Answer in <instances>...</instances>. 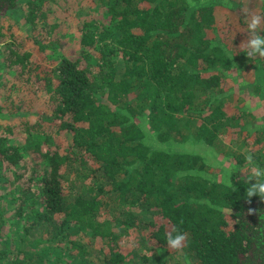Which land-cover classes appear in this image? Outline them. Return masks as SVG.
<instances>
[{"label": "trees", "instance_id": "16d2710c", "mask_svg": "<svg viewBox=\"0 0 264 264\" xmlns=\"http://www.w3.org/2000/svg\"><path fill=\"white\" fill-rule=\"evenodd\" d=\"M52 3L0 0V244L8 247L0 264H30L29 250L45 245L33 234L42 227L53 229L47 242L61 240L62 252L82 264H94L89 248L102 264H139L144 247L184 251L192 264H264V198L248 197L252 174L211 180L201 156L162 147L215 149L240 137L244 111L211 96L231 91L227 73L238 58L245 79L264 71V58L246 56V19L264 15V0H89L77 7L86 15L72 58L60 50ZM17 15L29 48L2 27ZM70 172L88 190L72 201ZM9 224L13 235L2 233ZM176 230L185 235L178 250L166 241Z\"/></svg>", "mask_w": 264, "mask_h": 264}, {"label": "rangeland", "instance_id": "374dc122", "mask_svg": "<svg viewBox=\"0 0 264 264\" xmlns=\"http://www.w3.org/2000/svg\"><path fill=\"white\" fill-rule=\"evenodd\" d=\"M88 3L89 0H76V2L75 0H57V3H52V5L55 6L54 12H56L57 15L59 14L61 17V23H59V27L54 33L58 34L56 36L59 38L62 44V46H60V50L65 56L71 58L78 56L79 47L77 43L79 35L77 34L76 30L77 20L85 17L86 14L78 11L77 7H86ZM208 3L210 2H204V5ZM197 6L198 3L191 2L189 10L195 11ZM46 7L49 6L46 5ZM17 18H19L18 15L14 16L13 19L5 17L2 20V27L6 33L7 38L15 35V41L17 43L22 42L23 47L29 48V46H31L32 44L27 40L29 38L27 37L28 31L26 29L25 21L22 20L20 24L17 25L13 21ZM217 18L219 19L221 18V16L218 15ZM38 30V32H40L41 26L38 27ZM218 40L219 38L217 37L214 41ZM3 48V44H1L0 62L3 59ZM35 58L39 59V56L35 55ZM234 58L235 60L237 59L236 57ZM41 64L44 67L46 65L51 67L50 61L47 59L42 60ZM243 64L244 61L242 60V58H238L237 62H234V69L231 72L227 73L228 77L230 78L227 80L231 82V91L226 90L227 92H224V95L217 96L216 94H214L215 96H211L213 98H217L218 102L222 100L226 104L229 103L234 105L240 112L244 111V117L241 122L242 128L239 132L240 137H237V139L234 140L233 143H225V141L221 139L220 141H217L215 149L207 146L204 143L195 144L189 142H170L162 146L163 148H167V150L175 152L188 151L190 153H195L201 156L207 164L204 167L203 174L211 180L223 183L230 181L229 179L236 171L247 173L249 175L252 174L255 181H257L258 179L260 183L264 182V175H261L259 178L254 175L255 170L264 173V80H262V78L264 77V71H259L258 69L247 71L248 76L247 79H245L246 77H242L239 72V67ZM3 72L4 71L1 70L0 73L2 75L0 76V80L4 77L3 75H5ZM8 76H12V74ZM11 80L13 79L11 78ZM149 145L157 146L152 143H149ZM210 152L215 154L214 161L209 156ZM249 156L252 157L250 163L247 161V157ZM69 184L74 190L71 201L76 198L77 195H82L85 192H88V190L85 188L86 186L83 183H76L75 176L71 172L69 173ZM2 190L4 194H9L8 198L12 197V195L14 194V192H11V190L7 188H2ZM114 205H116L114 202H110V206H108L107 209H109V211L111 210V213L118 219L125 220L126 213L124 208H119L118 206ZM13 213L14 211L11 210L9 213H7L6 217H10ZM43 228L44 227L38 228L41 230L33 231L34 237H36L37 239H39V235H41L42 239L44 238L45 245L36 244L29 250L28 258L31 262L30 264H82L77 260H72L71 257H68L64 252H62V248L59 246V241L61 240L55 241L54 245L47 242L51 239L53 229L46 228V230H42ZM2 233H5L7 235L15 234V226L9 224V226H6V228H4ZM131 234H133V231H131L130 236ZM35 242L37 241L35 240ZM133 245L134 243L132 237L125 242V246ZM3 248L6 251L8 250V247L5 244H0V251ZM98 248L100 249V247ZM89 251L91 253L88 258L89 261L92 260L94 264L103 263V257L98 251L96 252L94 248H89ZM138 254H140L138 261V263L140 262L139 264H143L140 259H142L144 256L153 258L155 264L193 263L191 258L187 257L184 251L179 253L178 255H172L171 253H167L165 251H155L144 247L142 250L138 251ZM59 255L61 258L59 257Z\"/></svg>", "mask_w": 264, "mask_h": 264}, {"label": "clouds", "instance_id": "9594fccd", "mask_svg": "<svg viewBox=\"0 0 264 264\" xmlns=\"http://www.w3.org/2000/svg\"><path fill=\"white\" fill-rule=\"evenodd\" d=\"M247 22V30L249 35V39L246 44V56L248 58L251 57H260L264 58V36L260 35L261 26L264 25V15L260 14H252L250 17L246 19ZM210 158L215 160V154L209 153ZM252 157H247V161L250 163ZM254 175L259 178L264 173L259 172L258 170L254 171ZM248 197L253 195H258L261 198H264V183H260L257 179L256 182L251 183L250 187L247 189ZM167 246L170 249L178 250L182 248L183 242L185 241V235L176 230L175 234L169 233L166 237Z\"/></svg>", "mask_w": 264, "mask_h": 264}]
</instances>
